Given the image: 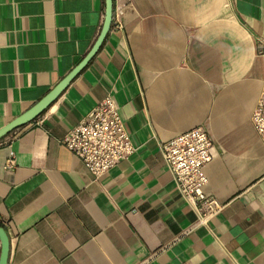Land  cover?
<instances>
[{
    "label": "crops",
    "instance_id": "obj_1",
    "mask_svg": "<svg viewBox=\"0 0 264 264\" xmlns=\"http://www.w3.org/2000/svg\"><path fill=\"white\" fill-rule=\"evenodd\" d=\"M88 63L43 112L0 139L7 264H264V0H113ZM104 0H0V129L51 91L99 37ZM111 94L136 151L96 177L61 139ZM213 141L203 217L160 144ZM14 152V165L5 164Z\"/></svg>",
    "mask_w": 264,
    "mask_h": 264
},
{
    "label": "built area",
    "instance_id": "obj_2",
    "mask_svg": "<svg viewBox=\"0 0 264 264\" xmlns=\"http://www.w3.org/2000/svg\"><path fill=\"white\" fill-rule=\"evenodd\" d=\"M118 110L112 95L107 94L61 139L63 146L96 177L136 151ZM251 119L264 142V84ZM212 142L206 130L196 126L160 144L164 162L172 173L176 189L196 211L203 210V217L215 214L222 207L216 198L204 190L207 184L204 168L213 157ZM14 158V152H11L6 168L14 165Z\"/></svg>",
    "mask_w": 264,
    "mask_h": 264
},
{
    "label": "water",
    "instance_id": "obj_3",
    "mask_svg": "<svg viewBox=\"0 0 264 264\" xmlns=\"http://www.w3.org/2000/svg\"><path fill=\"white\" fill-rule=\"evenodd\" d=\"M113 0H104L105 10L102 28L99 37L96 39L89 53L74 67L51 91H49L39 102L33 105L29 110L24 112L18 118L13 119L7 125L0 129V139L9 134L14 129L21 127L32 120L36 119L45 108L61 93V91L69 84L75 75L82 70L88 61L94 56L111 26L113 17ZM9 235L5 229L0 226V264H7L9 252Z\"/></svg>",
    "mask_w": 264,
    "mask_h": 264
},
{
    "label": "trees",
    "instance_id": "obj_4",
    "mask_svg": "<svg viewBox=\"0 0 264 264\" xmlns=\"http://www.w3.org/2000/svg\"><path fill=\"white\" fill-rule=\"evenodd\" d=\"M1 225V224H0Z\"/></svg>",
    "mask_w": 264,
    "mask_h": 264
}]
</instances>
